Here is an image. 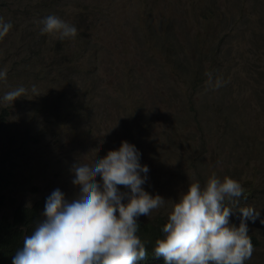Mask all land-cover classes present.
I'll return each instance as SVG.
<instances>
[{"label": "rangeland", "instance_id": "rangeland-1", "mask_svg": "<svg viewBox=\"0 0 264 264\" xmlns=\"http://www.w3.org/2000/svg\"><path fill=\"white\" fill-rule=\"evenodd\" d=\"M137 1L0 0V109L8 110L0 131V159L8 155L14 173L2 214L11 216L19 204L29 206L50 196V209L41 213L42 229L52 233L60 224H77L87 234L104 236L116 224L112 210L120 214L128 209L131 219L148 212L147 219L135 218L145 222L200 208L215 242L209 264H264V108L256 98L245 110L241 104V111L227 104L228 110L216 111L219 104H214L234 85L227 76L216 75L211 97L196 93L192 110L187 98L195 92L187 84L183 88L182 76L178 86L184 116L171 110L158 94L167 87L163 70L181 73L175 70L178 59H167L163 49L152 45L153 54L147 57L155 58L141 67L124 50L127 36L135 33V24L125 19L136 12ZM204 2L151 0L152 31L139 32L166 47L175 44V35L189 44L195 34L185 22ZM216 5L235 8L237 14L248 11L250 19L243 15L242 22L226 26L235 37L248 40L264 33V0H219ZM87 11L105 28L86 31L88 23L80 14ZM93 44L111 47L113 58ZM123 52L127 54L118 59ZM262 64L264 59L250 66L240 62L239 67L253 70ZM92 65L97 66L94 79L81 73L65 77L66 69L80 66L89 72ZM125 68L129 76L123 91L118 84L125 82H117L116 74ZM102 77L107 83L94 88ZM84 82L96 96L88 122L77 115L91 109L77 89ZM155 108L160 112L156 116ZM144 119L150 132L141 130ZM199 126L203 129L197 130ZM190 132L212 138L200 156L176 137L185 142Z\"/></svg>", "mask_w": 264, "mask_h": 264}, {"label": "trees", "instance_id": "trees-1", "mask_svg": "<svg viewBox=\"0 0 264 264\" xmlns=\"http://www.w3.org/2000/svg\"><path fill=\"white\" fill-rule=\"evenodd\" d=\"M149 1L151 2V0H138L137 5L134 6L137 9L136 12L125 19L128 25L135 24V33L127 36L128 44L125 45L124 50L130 51L136 59L135 63L140 64L141 67L150 65V59L155 58V54L147 57L148 52L153 54L152 45L157 50L163 49L167 59H178L175 70H180V74H166L167 72L164 73L163 70L162 79L166 81L167 87L160 88L161 94H158V98L162 102L168 100L171 110L176 108L175 113L184 116L180 113L186 107L185 99L181 95L182 87L178 86L179 81H182L181 77L185 78L183 88L187 84L195 92L187 98L189 110H192L194 102L197 103L195 94L206 93L203 97H207L214 91L212 82L215 76L223 75L227 76V83L229 79H232L231 84L234 85H230L221 103L214 104L213 107L219 104L216 111L228 110L230 106L227 104L232 106L236 104L233 108H240L241 104L242 110H245L250 107L251 102L254 103L256 98V104L264 108V67L257 66L253 70L239 67L240 62L250 66L257 63L259 59H264V33L260 32L247 40L246 37H235L233 30L226 29L228 25L235 26L242 22L245 18L243 15L250 19L247 10H239L241 14H237L234 11L235 8L217 6L216 3L219 0H205L204 6L200 4L193 10V21L190 18L185 22L190 29V34H195L190 43H180L173 33L175 44L170 42L169 47H166L159 40L152 42L147 35L139 32V30L152 31L149 23L152 7ZM244 3L245 0H240V4ZM80 16L86 24L89 20L90 27L86 25V31L88 28H105V25L96 23L94 14L85 15L87 18L83 14ZM213 29L217 31L218 36L212 32ZM1 40L0 32V42ZM93 47L104 49L107 57L113 56L111 47L97 44H93ZM77 52H80V49ZM125 54L127 53L118 54L117 58ZM96 67L92 65L89 72H85L80 66L73 70L66 69L65 77L72 78L71 75L81 73V77L89 75L94 79L97 73ZM242 71L247 73L246 78H241ZM128 76L129 71L125 68L122 73L116 74L118 77L116 81H124ZM104 79L102 77L94 88L101 86L105 82ZM124 82L118 86L126 91L127 84L126 81ZM83 85V87L78 86L77 89L82 94L83 102L89 104L91 109L82 110L77 115L81 121L88 122L95 109L96 96L87 90L85 82ZM249 88L251 91L247 92L246 89ZM144 102L150 103L148 100ZM139 108L143 107L139 106ZM153 110L157 111L153 113L154 116L160 114L157 108ZM7 119L8 111L0 109V131ZM147 123L145 119L141 121V130L147 128L150 132ZM136 126L140 128L139 124ZM129 127L131 130V124ZM202 129L203 127L199 126L197 130ZM176 137L182 144L189 145L193 154L198 156L206 152L208 143L212 139L211 137L208 139L203 132H190L185 139L186 143L181 136L176 135ZM162 143L168 145L170 142L162 140ZM4 156L0 159V212L5 206V192L14 179L8 155ZM147 196L151 198L150 194ZM51 203L52 198L45 196L29 206L19 204L13 209L10 217L0 215V264H169L172 260H179L181 264H209L213 258L214 237L209 220L200 208L187 214L157 215L145 222L135 218L148 215V212H142L140 215L135 213L136 217L131 219L128 209H124V213L120 212V214L112 210L116 217V224H113L111 231L103 236L98 233L87 234L75 225H60L54 233L42 230L40 212L48 210Z\"/></svg>", "mask_w": 264, "mask_h": 264}, {"label": "clouds", "instance_id": "clouds-1", "mask_svg": "<svg viewBox=\"0 0 264 264\" xmlns=\"http://www.w3.org/2000/svg\"><path fill=\"white\" fill-rule=\"evenodd\" d=\"M91 1L94 2L95 0H91ZM101 1H103V0H101ZM88 7H89L88 9L91 11V6H88ZM84 14H85V15H88L89 12H88V11H87V12H84ZM84 14H83V15H84ZM85 15H84V16H85ZM85 17H86V16H85ZM86 18H87V17H86ZM87 20H88V19H87ZM88 26L90 27L89 20H88ZM0 32H1V34H2V31H1V30H0ZM2 40H3V34H2ZM2 40H1V42H2ZM1 42H0V44H1ZM56 73H57V72H55L54 75H56ZM43 198H44V197H43ZM43 198H41V199H43ZM41 199H39V200H41ZM39 200H37V201H39ZM50 207H51V206H50ZM49 209H50V208H49ZM49 209H48V210H49ZM2 210H3V209H2ZM2 210H1V212H0V215H3V214H2ZM44 211H47V210H43V211L40 212V221H41V213L44 212ZM12 212H13V211H12ZM172 213H174L175 215H178L177 212H172ZM179 214H180V213H179ZM5 216H6V215H5ZM8 217H10V216H8ZM149 217H150L149 214H148V215H145V219H147V218H149ZM140 221H142V220H140ZM60 225H75V226L78 227L77 224H60ZM60 225H59V226H60ZM59 226H58V227H59ZM40 227H41V225H40ZM79 228H80V227H79ZM41 229H42V228H41ZM81 229H82L83 231H85L83 228H81ZM42 230H44V229H42ZM56 230H57V229H56ZM56 230H55V231H56ZM55 231H54V232H55ZM48 232H49V231H48ZM54 232H52V233H54ZM85 232H86V231H85ZM50 233H51V232H50ZM100 235H101V234H100Z\"/></svg>", "mask_w": 264, "mask_h": 264}, {"label": "bare ground", "instance_id": "bare-ground-1", "mask_svg": "<svg viewBox=\"0 0 264 264\" xmlns=\"http://www.w3.org/2000/svg\"><path fill=\"white\" fill-rule=\"evenodd\" d=\"M122 61V60H121ZM8 111V110H7Z\"/></svg>", "mask_w": 264, "mask_h": 264}]
</instances>
